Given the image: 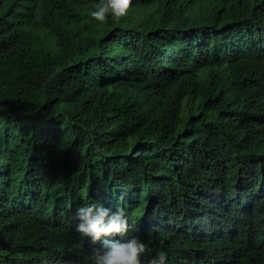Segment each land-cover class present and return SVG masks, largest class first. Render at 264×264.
Here are the masks:
<instances>
[{
    "label": "trees",
    "instance_id": "16d2710c",
    "mask_svg": "<svg viewBox=\"0 0 264 264\" xmlns=\"http://www.w3.org/2000/svg\"><path fill=\"white\" fill-rule=\"evenodd\" d=\"M93 3L0 0V264H91L85 201L148 259L264 264V0Z\"/></svg>",
    "mask_w": 264,
    "mask_h": 264
},
{
    "label": "clouds",
    "instance_id": "9594fccd",
    "mask_svg": "<svg viewBox=\"0 0 264 264\" xmlns=\"http://www.w3.org/2000/svg\"><path fill=\"white\" fill-rule=\"evenodd\" d=\"M135 11L133 0H94L88 12L97 27L107 26L127 18ZM75 230L93 242L103 241L102 249L92 251L91 264H170L166 251H159L150 259L149 247L139 236H129L130 218L127 210H115L99 202H88L73 214ZM119 236L121 239H111Z\"/></svg>",
    "mask_w": 264,
    "mask_h": 264
},
{
    "label": "bare ground",
    "instance_id": "6f19581e",
    "mask_svg": "<svg viewBox=\"0 0 264 264\" xmlns=\"http://www.w3.org/2000/svg\"><path fill=\"white\" fill-rule=\"evenodd\" d=\"M62 236V235H61Z\"/></svg>",
    "mask_w": 264,
    "mask_h": 264
}]
</instances>
